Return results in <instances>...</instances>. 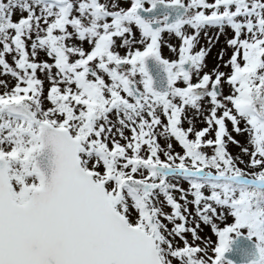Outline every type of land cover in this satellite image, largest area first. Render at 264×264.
Wrapping results in <instances>:
<instances>
[{
  "label": "snow or ice",
  "instance_id": "1",
  "mask_svg": "<svg viewBox=\"0 0 264 264\" xmlns=\"http://www.w3.org/2000/svg\"><path fill=\"white\" fill-rule=\"evenodd\" d=\"M0 77V264H264V0H0Z\"/></svg>",
  "mask_w": 264,
  "mask_h": 264
},
{
  "label": "rangeland",
  "instance_id": "2",
  "mask_svg": "<svg viewBox=\"0 0 264 264\" xmlns=\"http://www.w3.org/2000/svg\"><path fill=\"white\" fill-rule=\"evenodd\" d=\"M14 19H15V17H14ZM173 43H175L174 40H173ZM201 43H202V44L204 43V38H203V36H202V38H201ZM222 45H223V37H221L220 41H218L217 44H216L215 46H213L211 52L209 53L208 58H207L209 65L212 64V62H213V58H214L215 54L217 53L218 49H219ZM168 54H169L168 51H167L166 49H164V55L167 56ZM225 58H227V57H225ZM3 78H5V77H0V79H3ZM237 139L243 140V137H237ZM229 151L235 153V152L237 151V149H236L234 146H230ZM183 186H184V187H187L186 184H184ZM165 210L168 211L169 209L166 208ZM189 212H192V206H191V205H189ZM169 227H171V225H169ZM201 227L203 228V231H200V232H199V235H200L201 237H207V239L214 241V240H215L214 234L211 233L209 227H208V226H204L203 224H201ZM185 235L188 236L189 239H190V234H187V233H186ZM177 243L179 244V241H177ZM196 243L199 244L200 241H196Z\"/></svg>",
  "mask_w": 264,
  "mask_h": 264
},
{
  "label": "water",
  "instance_id": "3",
  "mask_svg": "<svg viewBox=\"0 0 264 264\" xmlns=\"http://www.w3.org/2000/svg\"><path fill=\"white\" fill-rule=\"evenodd\" d=\"M241 244H242L241 239L235 240L233 242V244L231 245V247H230L231 251L227 255V258L229 260H231L234 264H239V263L247 264V261L249 259L248 257L242 258L240 256L239 250L241 249L240 248L241 247ZM232 254H236L238 256H235V255H232Z\"/></svg>",
  "mask_w": 264,
  "mask_h": 264
}]
</instances>
